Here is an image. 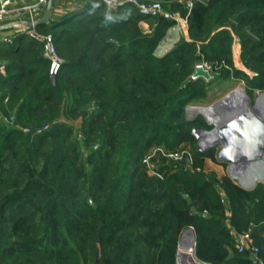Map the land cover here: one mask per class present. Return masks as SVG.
Masks as SVG:
<instances>
[{"label":"trees","instance_id":"trees-1","mask_svg":"<svg viewBox=\"0 0 264 264\" xmlns=\"http://www.w3.org/2000/svg\"><path fill=\"white\" fill-rule=\"evenodd\" d=\"M159 1L187 15L176 0ZM142 20L135 7L108 10L87 0L40 24L36 31L53 36L62 59L55 76L45 42L23 33L6 36L13 44L0 38L7 67L0 74V264H95L99 252L98 264H177L189 228L199 261L253 264L228 225L242 233L251 222L264 260V183L246 190L228 175L208 173L205 159L218 162L217 149L199 151L193 130L212 126L185 116L221 78L242 80L251 104L255 92L264 93V0L197 3L189 40L164 57L156 48L173 23L151 20L156 29L146 34ZM235 38L253 75L235 64ZM200 63L211 66L213 81L191 79ZM79 118L75 133L71 122ZM55 121L40 136L24 133ZM185 142L187 160L165 158L157 164L160 177L148 173L143 159L151 148L179 152Z\"/></svg>","mask_w":264,"mask_h":264},{"label":"built area","instance_id":"built-area-1","mask_svg":"<svg viewBox=\"0 0 264 264\" xmlns=\"http://www.w3.org/2000/svg\"><path fill=\"white\" fill-rule=\"evenodd\" d=\"M104 3V5L107 7L108 10H117L120 8L125 7H135L137 9L138 15L142 16L143 22L144 21H150L157 18H163L168 21L174 22V24L168 29L166 36L161 41V43L157 46L156 50L161 49L164 44H168L171 49H174L175 46L182 40V38H174L175 34L178 32H184L188 28V20L191 15V12L194 8V6L197 3L201 4H207L210 0H176L180 2L185 9L187 10V15L183 16L180 11H174L173 9L166 7L163 1L159 0H152V1H144V0H100ZM48 3V0H39L38 3L32 5V6H23L19 8L13 7V0H0V24L15 18V17H21L23 14L28 13L30 17V22L34 23L36 20H39L42 18L44 14V7H46ZM141 21V22H142ZM23 34L33 37L37 39L38 41L45 42L46 43V55L49 59L52 60V67H51V74L55 76L62 64V59L59 58V56L56 53L55 46H54V40L53 36L51 34L47 35H41L36 31V28L27 29L23 32ZM186 40H189V38H184ZM5 43L13 44L14 40L10 37H5L3 40ZM198 65H202L205 70H207L210 75L211 79H214V72L206 63H200ZM197 65V66H198ZM196 66V68H197ZM7 71V67L5 64H0V74L5 75ZM196 71V70H195ZM192 80H196L193 78V75L191 77ZM241 90V89H240ZM242 91V90H241ZM244 95V93H243ZM246 95V94H245ZM234 105V104H233ZM193 107L187 108V110L192 109ZM207 108V107H206ZM216 113V112H215ZM218 113V112H217ZM233 115V114H232ZM231 115V116H232ZM204 116V115H203ZM207 120V123L209 125H213V130L215 131L219 125L227 121L228 119L222 118L221 120H218L217 122L209 121L206 115L204 116ZM3 120L7 124L15 125V120L13 117V120L11 122H8L3 118ZM60 122L65 121L64 119L59 120ZM219 122V123H218ZM58 123V121H55L53 123H48L43 126L33 128V127H25L24 133L29 134L32 136H40L48 131H50L54 124ZM204 133H207L208 131H203ZM211 132V131H210ZM208 134V133H207ZM166 156L172 160H181L182 155L180 152H166ZM151 155H146L143 159V163L146 165L149 171L155 173V175L159 176V173H157V165L153 162ZM225 199V198H224ZM223 201H226L224 200ZM232 210L229 209L227 212V216L230 219L232 217ZM230 227V236L233 237L236 241V248L238 252L243 253L247 250H250L253 264H264V260L260 256V248L255 244L252 230L256 226L253 222L250 223V229L246 232L239 233L237 232L233 227H231L230 223H228Z\"/></svg>","mask_w":264,"mask_h":264},{"label":"water","instance_id":"water-1","mask_svg":"<svg viewBox=\"0 0 264 264\" xmlns=\"http://www.w3.org/2000/svg\"><path fill=\"white\" fill-rule=\"evenodd\" d=\"M54 6V0H48L45 15L43 18L36 20L34 23L29 22L26 24L28 29L36 28L40 24H48L51 21L52 11ZM10 26H7L8 28ZM5 27H0L4 29ZM204 78L207 81L211 79L210 73L203 68L202 65H198L196 71L193 74V78ZM242 92L245 94V90L242 89ZM247 96V95H246ZM261 97L259 96L258 102L255 106L249 109L248 112H243L241 115L231 116L227 121L219 125L215 131H209L208 134L214 135L215 138H218L221 142L215 143V145L205 146L206 148H201L200 142L198 143V150L206 152L216 145L221 146L218 157L220 161H228L231 163V166L235 167L239 162H246L247 167H258L264 165V117L260 113L259 107H261ZM248 98V97H247ZM249 99V98H248ZM205 116V115H204ZM198 131V130H197ZM203 132L202 130H199ZM88 157H86L87 160ZM188 163L191 164V159H188ZM231 173H229L230 175ZM233 179L235 176L230 175ZM261 178V177H259ZM255 180L252 183L253 188L257 182H263V179ZM262 180V181H261ZM188 204L191 206L192 213L197 212V208L193 203V200L188 196L184 195ZM225 198V197H224ZM93 204V201L91 200ZM94 205V204H93ZM189 235L190 244H185V238ZM196 248V235L193 228L187 229L180 240L178 247V255L181 258L182 264H207L199 261L195 255ZM99 255L95 264H98Z\"/></svg>","mask_w":264,"mask_h":264},{"label":"rangeland","instance_id":"rangeland-1","mask_svg":"<svg viewBox=\"0 0 264 264\" xmlns=\"http://www.w3.org/2000/svg\"><path fill=\"white\" fill-rule=\"evenodd\" d=\"M176 2L179 3L178 1H176ZM44 11H46V7H44ZM242 61L239 62L240 64H239L238 68H240V69H242L244 71H247L248 73H250V75H253L254 73L251 72L247 68V66L245 65L244 61L243 62ZM210 80L213 81L214 79H210ZM237 89L245 90V84H244V82L242 80L236 81L234 79L226 80V79H222L221 78V79L213 81L212 85L209 88L208 98L207 99L202 100V101L192 102V103L188 104V106L186 107V110H185L186 119L189 120V121H194V120H196L198 118L200 119L201 118L200 116H202L204 118V120L207 122L206 118L203 116L204 113L196 114L194 116L191 113L192 109L187 110V108H190V107H193V108H196V107H207L208 108L209 107V108H213V109L215 108V109H217V110H215V112L218 111L219 114H221L222 118L228 119L236 111H241L240 105L238 103V99L236 98L235 101L230 104L231 106L226 105L225 103L221 104L219 102L223 101L228 95H230V94L233 95ZM245 94H246V92H245ZM259 96H262V93H258V91L255 92V102L253 104H251L250 99H249L248 110L255 106L256 102H258V100H259ZM234 97H235V94H234L232 100L234 99ZM260 101H261V107H259L258 111H260V113L263 115L264 114V97H261ZM247 104H248V102H247ZM4 119L7 120L8 122H11L13 120V117L8 118V117L5 116ZM82 122H83L82 118H79V119L71 122V124L75 128V133H77V131H79L82 128V125H83ZM199 130L208 131V132L212 131L213 130V125H212V127L210 129H207V128H195L193 130V133L197 137L198 143L200 142L201 148H206L205 146H208V145L210 146L211 144L215 145L214 140H216V138L214 137V135L207 134V133H204V132H200ZM181 147L184 148V149L181 148L182 150L179 151L181 153V155H182V159L181 160H173L174 162L185 161V160H187L186 159L187 156H189V155L191 156V154H192V150H191V147H190L189 143H187V142L182 143ZM212 148H214V147H212ZM215 148L217 149V157H218V154H219V151L221 149V146L216 145ZM146 155H151L153 157L152 160H153V162L156 165L159 162H163V159H165V158L167 160L170 159V158H168L166 156V150L163 148V146H154L153 148H151L149 150V152ZM166 163H169V161H167ZM252 166L251 167H247L246 166V162L245 163L244 162L243 163L239 162L235 167L234 166L232 167L230 162L226 161L224 167H225V170L227 169V173H231L230 175L233 174V176H235V179H237V180L241 179L243 183H246L247 185L251 186L252 185V183H251L252 181L250 179V176L256 174V175L262 176L264 178V165L263 166H258V167H255V168L252 167ZM186 167H187V169H190L191 168V164L187 163ZM205 170L208 173H214V171L210 167H206V164H205ZM148 173L150 175H154L155 174V173H153V172H151L149 170H148ZM160 176H161V174L159 173V177ZM180 240H181V238H180ZM180 240L178 242V247H179V244H180ZM178 247H177L176 261H177V264H180L179 263V255H178ZM98 255H99V258H100V252L98 253ZM98 255H97V257H98Z\"/></svg>","mask_w":264,"mask_h":264},{"label":"crops","instance_id":"crops-1","mask_svg":"<svg viewBox=\"0 0 264 264\" xmlns=\"http://www.w3.org/2000/svg\"><path fill=\"white\" fill-rule=\"evenodd\" d=\"M86 1L87 0H55V5L53 6V11H52V16H51V21L58 19L59 17H62L63 15L75 12L76 10L80 9L84 5V3H86ZM38 2H39V0H13V7L19 8V7H23V6H32ZM179 4H181V3L179 2ZM44 15H45V11H44L42 18L44 17ZM29 22H30V17L28 15V13H25L21 17H15V18L9 19V20L1 23L0 27H5V28L0 30V38H5L6 36H9V35L12 36V35H16L18 33H23L25 30L28 29L26 24ZM140 24H141V28H142L143 32L146 34H150L156 29V24H152L151 20L150 21H144V22L142 21ZM7 26H10V27L6 28ZM187 37H188V28L186 31L178 32L174 36V38H176V39L177 38L184 39ZM167 45L168 44H164V46L161 49L156 50L155 54L158 57L166 56L168 53L171 52V50H173ZM241 51L242 50H241L240 41L238 38H235V41L233 44V59H234L237 67H239V64H240L239 62L242 61ZM217 159H218V162H214L212 159L206 158L205 159L206 167H210L214 171V173L218 176V178H222L226 175L230 176L229 173H227V169L225 170V167H224L225 162L220 161L219 157H217ZM262 179H263V182H261V183H264V178H262ZM234 180L241 187H243L246 190H252L257 185L256 184L253 188H251L252 185L249 186L246 183H243L241 179H239V180L234 179ZM259 182H257V183H259ZM260 237H264V226L260 231Z\"/></svg>","mask_w":264,"mask_h":264},{"label":"bare ground","instance_id":"bare-ground-1","mask_svg":"<svg viewBox=\"0 0 264 264\" xmlns=\"http://www.w3.org/2000/svg\"><path fill=\"white\" fill-rule=\"evenodd\" d=\"M172 22V21H171ZM173 24H174V22H172ZM167 34V33H166ZM166 36V35H165ZM161 43V42H160ZM159 43V44H160ZM158 44V45H159ZM234 94H235V97H234V99L232 100V98H233V96H234ZM233 95L232 94H230V95H228L223 101H221V102H219V103H225L226 105H229V106H231L230 104L231 103H233L234 101H235V99L237 98L238 99V103H239V105H240V108H241V111L240 112H236V113H234L233 114V116H236V115H241V114H243V112H248L249 110H248V106H249V99L247 98V96L244 94L243 95V92L240 90V89H237L236 91H235V93H234ZM247 102H248V104H247ZM192 115H196V114H201V113H205L208 117H210V118H213V119H217V118H214L213 117V108H206V107H196V108H192ZM206 116V117H207ZM263 116H264V114H263ZM207 117V118H208ZM208 120L209 121H212V122H217V120L215 121V120H211V119H209L208 118ZM219 123V122H218ZM218 142H221L218 138H216V140H214V143H218ZM259 177H261V178H259ZM257 178H259V179H262L263 177L262 176H259V175H252V176H250V179H251V183H253L255 180H257ZM186 240L184 241L185 242V244H190V238H189V235H187V237L185 238ZM179 263L180 264H182L181 263V258H179Z\"/></svg>","mask_w":264,"mask_h":264},{"label":"flooded vegetation","instance_id":"flooded-vegetation-1","mask_svg":"<svg viewBox=\"0 0 264 264\" xmlns=\"http://www.w3.org/2000/svg\"><path fill=\"white\" fill-rule=\"evenodd\" d=\"M216 108H217V107H216ZM215 110H217V109H215V108L213 109V114H212V115H213L214 118H217V119H213V118H210V117H209V119H211V120H215V121H216V120H217V121H218V120H221V119H222L221 114H219L218 111H217L218 113H217V112L215 113ZM236 112H240V111H236ZM236 112H235V113H236ZM204 115H206V114L204 113ZM206 116H207V115H206Z\"/></svg>","mask_w":264,"mask_h":264}]
</instances>
